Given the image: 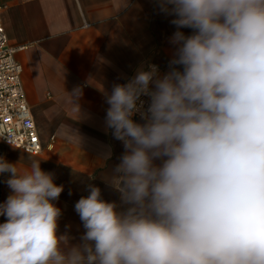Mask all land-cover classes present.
Here are the masks:
<instances>
[{
    "label": "clouds",
    "instance_id": "9594fccd",
    "mask_svg": "<svg viewBox=\"0 0 264 264\" xmlns=\"http://www.w3.org/2000/svg\"><path fill=\"white\" fill-rule=\"evenodd\" d=\"M157 3L175 17L170 70L149 64L105 93L125 149L107 183L126 207L89 184L71 245L55 203L64 186L40 159L21 171L0 156V264H264V0ZM69 94L80 114L81 89Z\"/></svg>",
    "mask_w": 264,
    "mask_h": 264
},
{
    "label": "crops",
    "instance_id": "0c3cea01",
    "mask_svg": "<svg viewBox=\"0 0 264 264\" xmlns=\"http://www.w3.org/2000/svg\"><path fill=\"white\" fill-rule=\"evenodd\" d=\"M0 18L8 44L25 47L16 60L43 149L30 156L0 144V156L21 171L40 159L42 170L54 174V182L64 186L55 201L62 210L59 234L79 244L86 230L74 206L89 194V184L118 210L126 207L107 183L125 149L106 127L105 93L149 64L161 75L170 70L175 17L162 12L157 0H0ZM76 88L82 92L76 101L80 114L69 94ZM8 177L0 174V203L10 194ZM5 219L0 216V223Z\"/></svg>",
    "mask_w": 264,
    "mask_h": 264
},
{
    "label": "built area",
    "instance_id": "2783aa9c",
    "mask_svg": "<svg viewBox=\"0 0 264 264\" xmlns=\"http://www.w3.org/2000/svg\"><path fill=\"white\" fill-rule=\"evenodd\" d=\"M24 48L8 44L0 18V144L38 156L43 149L26 102L21 81L22 67L16 60L17 52ZM141 99L146 109L149 98L143 96ZM133 119L137 122L141 117L137 114Z\"/></svg>",
    "mask_w": 264,
    "mask_h": 264
}]
</instances>
